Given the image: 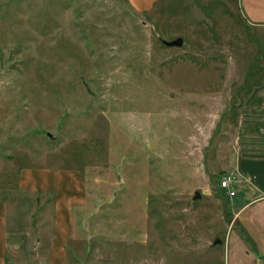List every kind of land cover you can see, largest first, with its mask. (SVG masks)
<instances>
[{
    "label": "rangeland",
    "instance_id": "obj_1",
    "mask_svg": "<svg viewBox=\"0 0 264 264\" xmlns=\"http://www.w3.org/2000/svg\"><path fill=\"white\" fill-rule=\"evenodd\" d=\"M212 1L0 0V198L49 222L21 170L78 172L70 264H227L221 181L263 62Z\"/></svg>",
    "mask_w": 264,
    "mask_h": 264
},
{
    "label": "crops",
    "instance_id": "obj_2",
    "mask_svg": "<svg viewBox=\"0 0 264 264\" xmlns=\"http://www.w3.org/2000/svg\"><path fill=\"white\" fill-rule=\"evenodd\" d=\"M125 1L137 12H148L159 2ZM217 2L231 18L243 22L251 31L252 40L260 43L263 70L261 81L247 91L239 104L234 165L230 172L235 178L236 192L230 200L233 216L227 231L218 238L221 243L215 246L228 250L227 264H264V0ZM18 187L21 192L39 195L37 203L48 204L49 197L55 201L49 222L47 216L39 222L38 217L31 216L22 222L25 225L21 228L18 214L12 212L7 200L0 198V264H70L74 207L85 191L83 178L76 171L24 168Z\"/></svg>",
    "mask_w": 264,
    "mask_h": 264
},
{
    "label": "built area",
    "instance_id": "obj_3",
    "mask_svg": "<svg viewBox=\"0 0 264 264\" xmlns=\"http://www.w3.org/2000/svg\"><path fill=\"white\" fill-rule=\"evenodd\" d=\"M234 185H235V178L231 175L224 177L223 180L221 181V188L223 190H228L232 197L236 195V192L234 190Z\"/></svg>",
    "mask_w": 264,
    "mask_h": 264
},
{
    "label": "water",
    "instance_id": "obj_4",
    "mask_svg": "<svg viewBox=\"0 0 264 264\" xmlns=\"http://www.w3.org/2000/svg\"><path fill=\"white\" fill-rule=\"evenodd\" d=\"M163 44H165L167 47H182L184 45V39L179 37L172 41H163ZM198 197H199V194H198ZM220 243H221V240L218 239L214 242V245H217Z\"/></svg>",
    "mask_w": 264,
    "mask_h": 264
}]
</instances>
